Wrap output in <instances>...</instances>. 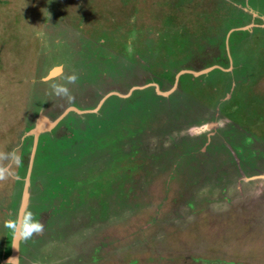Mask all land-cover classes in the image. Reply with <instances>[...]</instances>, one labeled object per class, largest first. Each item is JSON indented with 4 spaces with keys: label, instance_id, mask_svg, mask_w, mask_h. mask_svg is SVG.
Segmentation results:
<instances>
[{
    "label": "rangeland",
    "instance_id": "1",
    "mask_svg": "<svg viewBox=\"0 0 264 264\" xmlns=\"http://www.w3.org/2000/svg\"><path fill=\"white\" fill-rule=\"evenodd\" d=\"M262 20L264 0H0V150L21 158L0 263L27 180L44 231L18 264H264ZM69 107L33 160L39 116Z\"/></svg>",
    "mask_w": 264,
    "mask_h": 264
},
{
    "label": "clouds",
    "instance_id": "2",
    "mask_svg": "<svg viewBox=\"0 0 264 264\" xmlns=\"http://www.w3.org/2000/svg\"><path fill=\"white\" fill-rule=\"evenodd\" d=\"M78 79L76 74L65 77V82L52 83L50 85L52 95L57 97H70L69 84H75ZM44 82V81H42ZM17 149L0 150V182L9 180L15 173L13 165L18 166L21 158L17 154ZM12 235V246L18 248V242H27L34 236L40 235L44 231V223L37 219L34 213L28 209L18 211L14 218L10 217L4 223ZM17 259L10 258L8 264H15Z\"/></svg>",
    "mask_w": 264,
    "mask_h": 264
},
{
    "label": "water",
    "instance_id": "3",
    "mask_svg": "<svg viewBox=\"0 0 264 264\" xmlns=\"http://www.w3.org/2000/svg\"><path fill=\"white\" fill-rule=\"evenodd\" d=\"M215 67V66H214ZM214 67H209L201 72H207L211 69H213ZM59 69V68H58ZM53 71V70H52ZM50 72L49 73V77L53 76L54 74H56L57 72L56 71H53V72ZM59 71V70H58ZM184 72H190V71H181L178 73L181 74V73H184ZM200 72V73H201ZM194 74V73H193ZM199 74V73H198ZM196 75V74H194ZM135 89V88H133ZM132 89V90H133ZM109 95H112V93H109L108 95H106L103 99L107 98V96ZM70 111H73V112H79V113H83L84 111H79L73 107H69L67 108L66 110L63 111V113L58 116L55 120L53 121H47L46 118L42 117V116H39L38 118V121L36 123V126L35 128L33 129V131H31L33 133V136H34V141H33V149L35 148L36 146V143H37V137L40 135V133H42L43 131H47L49 129H51L52 127H54L68 112ZM30 167H31V163H30ZM28 186V182L26 180V183H25V188L23 190V195H22V202L20 204V207H19V211L23 210L26 208V200H27V192H26V188ZM19 243V242H18ZM17 254H18V248L16 247H13L12 246V238H11V252L9 255H7L5 257V259L2 260V263L0 264H3V263H8V261L10 260V258H15L17 259ZM15 264H18L17 261L15 262Z\"/></svg>",
    "mask_w": 264,
    "mask_h": 264
},
{
    "label": "flooded vegetation",
    "instance_id": "4",
    "mask_svg": "<svg viewBox=\"0 0 264 264\" xmlns=\"http://www.w3.org/2000/svg\"><path fill=\"white\" fill-rule=\"evenodd\" d=\"M253 10V9H252ZM254 12L255 13H257L255 10H254ZM246 13V12H245ZM252 13V15H251V17H250V14H247L246 13V17H247V19L246 20H248L249 19V17L250 18H252V16H258L259 18L261 17L259 14H257V15H254L255 13H253V12H251ZM262 18V17H261ZM246 20H243L242 21V23H240V24H237L236 26H234V27H231L230 28V30L229 29H227V31H225L224 32V34L226 35V36H224V37H227V36H231L234 32H237V33H241V35L244 33V32H246V31H248V30H246L245 31V29H247L248 27H244V25H246L247 23H245L244 24V22L246 21ZM254 20V19H253ZM263 21V22H262ZM262 21H260V23L262 22V26H263V24H264V20H262ZM250 23V22H249ZM257 27H259L260 28V25H258ZM254 28H256V27H254ZM224 37L222 38V43L224 42ZM221 43V46L223 47V44ZM218 45L220 46V43L218 42ZM223 51H224V54H222L223 56H224V58H226L227 57V54H226V52L228 53V56H229V59H227V60H229V62H227L226 64L229 66V63H230V58H231V56H230V52H229V49H227L226 47L224 48L223 47ZM215 55V54H214ZM214 55H212L214 58H215V56ZM216 55H220V54H218V53H216ZM224 58H223V61H224ZM227 66V67H228ZM54 106L55 107H57L55 104H54ZM40 136V135H39ZM39 136L37 137V143H36V146H35V148L33 149V141H34V136L32 135V140H31V146H32V148H31V153L30 154H32V159L34 160V157H35V150H36V147L38 148V146L40 145V146H43V140H42V138H39ZM42 137V136H41ZM38 151V150H37ZM37 153V152H36ZM248 162V161H247ZM34 164V163H33ZM31 167H32V164H31ZM247 167H251L250 165H248ZM257 178H262V177H257ZM236 185V186H235ZM235 187H237V184L235 183ZM244 198V197H243ZM11 246V245H10ZM11 250V249H10ZM11 252V251H10ZM19 252V251H18ZM10 254V253H9ZM17 260L20 262V258L18 259V256H17Z\"/></svg>",
    "mask_w": 264,
    "mask_h": 264
},
{
    "label": "trees",
    "instance_id": "5",
    "mask_svg": "<svg viewBox=\"0 0 264 264\" xmlns=\"http://www.w3.org/2000/svg\"><path fill=\"white\" fill-rule=\"evenodd\" d=\"M225 31H227V29H226ZM225 31H224V32H225ZM213 58H214V57H213ZM214 59H216V58H214ZM211 64H213V63L208 62V63L206 64V66H207V65H211Z\"/></svg>",
    "mask_w": 264,
    "mask_h": 264
},
{
    "label": "bare ground",
    "instance_id": "6",
    "mask_svg": "<svg viewBox=\"0 0 264 264\" xmlns=\"http://www.w3.org/2000/svg\"><path fill=\"white\" fill-rule=\"evenodd\" d=\"M58 70H59V69H57V68H56V69H54L53 71H56V72H58ZM53 71H52V72H53Z\"/></svg>",
    "mask_w": 264,
    "mask_h": 264
}]
</instances>
